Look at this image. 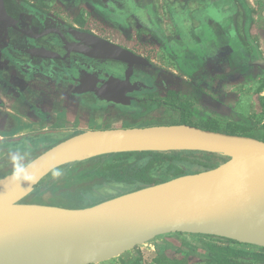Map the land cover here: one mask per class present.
<instances>
[{
    "label": "water",
    "instance_id": "obj_1",
    "mask_svg": "<svg viewBox=\"0 0 264 264\" xmlns=\"http://www.w3.org/2000/svg\"><path fill=\"white\" fill-rule=\"evenodd\" d=\"M8 12L6 1L0 0V29L13 28L33 40L55 33L66 52L50 48L59 41L52 36L46 45L30 43L19 50L31 59H14L22 72H39L44 60L73 54L78 63L77 75L72 74L75 93L93 92L99 100L127 105L132 94L154 89L144 71L154 66L147 57L55 17L40 32L23 28ZM100 60L111 67H98ZM67 132L71 134L63 136ZM42 133L53 137L42 145L31 143L36 153L29 161L0 177V264H98L171 233L264 248V139L187 122ZM126 151L207 153L223 159L213 167L188 163L185 173L151 184L111 182L78 208L25 201L58 168Z\"/></svg>",
    "mask_w": 264,
    "mask_h": 264
},
{
    "label": "rangeland",
    "instance_id": "obj_2",
    "mask_svg": "<svg viewBox=\"0 0 264 264\" xmlns=\"http://www.w3.org/2000/svg\"><path fill=\"white\" fill-rule=\"evenodd\" d=\"M17 1L28 9L30 13H34L36 10L44 12L34 3L31 4L27 0ZM2 51L1 49V55ZM2 60L3 58L0 56V94L3 98V103H19L21 99L18 95H21L23 99L25 98V101L40 109H46L49 112L47 114H50L48 118L37 113H34V116L26 115L32 123H35L33 124L35 129H31L28 133L26 132V134L20 136L26 137L29 134L48 129L80 126L81 121L84 120L86 123L89 122V124L103 120L104 122L128 120L129 122L140 121L139 123L148 125L187 122L215 130L252 133L264 139V99L261 101L258 98L261 90L264 89V77L258 82H254L253 80L257 81V79L253 73H250L251 71L233 76L232 79L230 76L225 77L214 74L203 75V77L190 81L191 83H181V81H178V77L176 79L159 62L153 63L152 69H150L151 67L144 68V71L149 73L150 83L154 85L153 90L143 92L144 103H137L133 108L127 106L120 110V113H117L118 111L112 112L110 108L102 112L101 110L81 105L77 100H72L68 89L61 86V83L59 84L60 80L57 78L48 80L46 76L36 74L24 76L21 75L14 65L10 66L8 64L6 67H2ZM223 82L225 83L222 84ZM222 85L224 87L227 85V88L222 90ZM255 103H260L261 111L254 109L253 105ZM98 105V103H95L94 106ZM27 108L26 111L33 115L32 111ZM17 111L20 112L22 110L17 109ZM23 113H25V110ZM114 113L118 115H113ZM4 139L7 140L8 138ZM10 147L17 148L9 151L8 146H3L4 149H0V176L20 168L31 154L36 153L35 150H30L20 144H13ZM37 149L39 151V147ZM194 154H197L195 161L206 167H213L218 164L219 160L223 159L220 156L215 157L213 154ZM131 159L133 160L134 158ZM81 164L83 162L69 168L61 167L56 169L39 183L35 191L25 201L61 204L74 208L84 206L85 204L83 203L90 200L89 198L93 197L106 184L99 187L98 184H95L94 188H92L93 186L87 188L75 187L72 189L66 187L79 183V177L82 173ZM56 173H59V175ZM151 174L158 180L172 177L166 167L153 169ZM66 198L72 202L66 203ZM210 243L222 244L223 242H219L212 236L201 234L171 233L160 235L151 241L139 245L136 249L98 264H122L124 261L134 258H141L147 264H158L154 258L159 257L161 255L160 252L164 255L172 253L177 255L176 252L182 251L192 254L185 264H215L209 262L207 258V253L209 252L208 244ZM231 245L255 252L260 250L259 247L255 248V246L235 243ZM193 246L196 248L192 251L191 247Z\"/></svg>",
    "mask_w": 264,
    "mask_h": 264
},
{
    "label": "crops",
    "instance_id": "obj_3",
    "mask_svg": "<svg viewBox=\"0 0 264 264\" xmlns=\"http://www.w3.org/2000/svg\"><path fill=\"white\" fill-rule=\"evenodd\" d=\"M27 1L64 23L127 47L152 63L159 62L181 83L214 74L232 79L247 71L255 75L254 82L264 77V0ZM18 97L19 103L0 105V139L35 129V123L26 117L34 116L26 111L28 103ZM258 98L264 99V89ZM253 106L261 111L260 103ZM139 122L103 120L89 124L84 120L80 127L148 125Z\"/></svg>",
    "mask_w": 264,
    "mask_h": 264
},
{
    "label": "trees",
    "instance_id": "obj_4",
    "mask_svg": "<svg viewBox=\"0 0 264 264\" xmlns=\"http://www.w3.org/2000/svg\"><path fill=\"white\" fill-rule=\"evenodd\" d=\"M152 77V76H151ZM136 105V104H135ZM135 105L133 107H135ZM35 135H30L28 139L24 138L20 141H0V149L3 146H8V150H16V148H11L10 146L15 145H28L34 141L38 143ZM19 148V147H18ZM190 153V154H187ZM197 154L194 152H178V153H161V152H127L118 154H109L100 156L97 158H92L83 161L81 167V175L79 177V183L73 186H66L68 188L75 187H91L94 188L95 184L98 187L103 184H109L111 182L119 181L125 182L127 184L141 182L142 184H151L158 182L151 172L153 169L166 167L167 171L172 175H179L186 172L185 167L189 166L188 163L200 164L196 162L195 158ZM217 157V155H215ZM131 158H134L133 160ZM82 162H77L80 164ZM65 166L62 168H69ZM81 185V186H80ZM66 197H68L66 195ZM94 198V197H92ZM67 199V198H66ZM66 202V200H65ZM72 201L67 199L66 203ZM222 244L210 243L208 244L209 252L207 253V258L209 262L215 264H264V248H260L259 251L245 250L244 248H239L232 246L231 244H240L236 241L214 237ZM230 243V244H228ZM196 247H191L192 251ZM169 255H164L160 252L159 257L154 258L155 262L158 264H185L186 260L191 257L190 252H176ZM122 264H147L141 258H134L128 261H124Z\"/></svg>",
    "mask_w": 264,
    "mask_h": 264
},
{
    "label": "flooded vegetation",
    "instance_id": "obj_5",
    "mask_svg": "<svg viewBox=\"0 0 264 264\" xmlns=\"http://www.w3.org/2000/svg\"><path fill=\"white\" fill-rule=\"evenodd\" d=\"M5 1H6V6L8 8V11H9L8 13L14 16L16 19H18L19 25L21 27L23 28L32 27L33 30H35L36 32H40L47 26L53 25L51 21V17L53 16L48 15V13H44L39 10H36L34 13H30L28 9H26L17 0H5ZM51 36L52 38L57 39L59 41H56V43L52 44L50 48L58 50L61 54H65L66 52L62 48L63 45L60 41L61 39L55 33H50L48 34V36L42 37L38 40H35V39L33 40V38H30V36L25 35L21 32H18L14 30L13 28L0 29V50L1 49L3 50L1 52L3 56L0 54V56L3 58V60L1 61L2 67H6V65L8 64H10V66L14 65L17 68V70L21 73V75H24V76H29L34 73L36 75L46 76L48 80H50L51 78L54 79L58 77L57 79L60 80L59 84L61 83V86H64L65 88L68 89L69 94L72 96V100L73 99L75 101L77 100V102H79L81 105H86V106H89V108H93L95 110L96 109L101 110L102 112L106 110L107 108H110L112 109V112L116 110L118 111L117 113H120L121 112L120 110H123L127 106L133 108V106L137 103H144L145 99L142 98L143 93L140 95H137L135 93L132 94L134 98L131 100V103L127 105L123 103H114V102H107L105 100H99L95 97L93 92H84L80 94L75 93L73 89H74L76 82L74 81L72 74H74L75 76L77 75L78 70L76 67L78 63H76V61L74 60L75 55L73 54L71 55V57H68L65 59L55 58L53 62L51 60H47V61L44 60L43 66H41V69L39 70V72H33V71L26 72V73L22 72L20 68L16 65L14 59L17 58V59H22V60H29L31 58L29 54L19 50V48L27 47L29 45L31 46L30 43H37L38 41H41L42 43L46 45V43L49 42L48 38H51ZM83 60H85V58ZM88 62H90L91 64H94L93 61L89 58H88ZM106 63H107V66H106ZM106 63L104 65V62L100 60L97 62L96 65L100 68H104V70H108L111 67V65H109L110 62H107V60H106ZM117 74H122V73L118 72ZM140 76L142 78L147 77L144 74H138L136 77L140 78ZM95 103H98L99 105L94 106ZM28 107L32 111V114L34 115V113L36 112L32 109L30 105H28ZM41 110L45 111L44 108ZM44 117L48 118L50 116L48 114L46 115L45 113ZM68 128L88 129V128H81L78 125L73 126V127H68ZM68 128H63V129H68ZM55 129H62V128H55ZM70 134L71 132L63 133V136L70 135ZM30 135H35V136L38 135V137H36V140L38 139L37 140L38 143L37 142L35 143L40 144V145H42L46 140L52 139L51 137H53V134H43L42 131L29 134V136ZM29 136L25 137L26 140L28 139ZM54 137L56 136L54 135ZM31 143L34 144V141ZM30 144L23 145V146L32 150L33 148L30 146Z\"/></svg>",
    "mask_w": 264,
    "mask_h": 264
},
{
    "label": "clouds",
    "instance_id": "obj_6",
    "mask_svg": "<svg viewBox=\"0 0 264 264\" xmlns=\"http://www.w3.org/2000/svg\"><path fill=\"white\" fill-rule=\"evenodd\" d=\"M57 175H59V173H56Z\"/></svg>",
    "mask_w": 264,
    "mask_h": 264
}]
</instances>
